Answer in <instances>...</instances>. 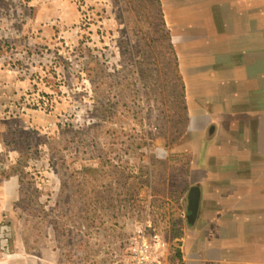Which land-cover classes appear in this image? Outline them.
<instances>
[{
	"label": "rangeland",
	"instance_id": "obj_1",
	"mask_svg": "<svg viewBox=\"0 0 264 264\" xmlns=\"http://www.w3.org/2000/svg\"><path fill=\"white\" fill-rule=\"evenodd\" d=\"M193 1L203 41L210 0ZM181 2L0 0V259L123 264L151 220L182 264L201 140L188 128ZM261 163L245 172L264 188Z\"/></svg>",
	"mask_w": 264,
	"mask_h": 264
},
{
	"label": "crops",
	"instance_id": "obj_2",
	"mask_svg": "<svg viewBox=\"0 0 264 264\" xmlns=\"http://www.w3.org/2000/svg\"><path fill=\"white\" fill-rule=\"evenodd\" d=\"M181 4L188 128L201 144L190 174L200 192L198 216L182 238L180 261L264 264V188L245 172L264 159V0H210L203 41L198 1ZM254 7H260L255 19ZM203 142L209 168L199 166ZM0 264L29 262L15 252Z\"/></svg>",
	"mask_w": 264,
	"mask_h": 264
},
{
	"label": "built area",
	"instance_id": "obj_3",
	"mask_svg": "<svg viewBox=\"0 0 264 264\" xmlns=\"http://www.w3.org/2000/svg\"><path fill=\"white\" fill-rule=\"evenodd\" d=\"M171 245L151 220L135 225L123 264H174Z\"/></svg>",
	"mask_w": 264,
	"mask_h": 264
},
{
	"label": "trees",
	"instance_id": "obj_4",
	"mask_svg": "<svg viewBox=\"0 0 264 264\" xmlns=\"http://www.w3.org/2000/svg\"><path fill=\"white\" fill-rule=\"evenodd\" d=\"M177 257H178V258H180V257H181V254H180V253H178V254H177Z\"/></svg>",
	"mask_w": 264,
	"mask_h": 264
}]
</instances>
